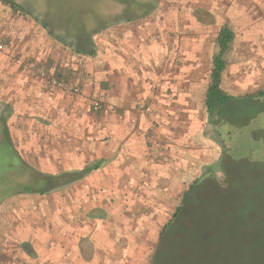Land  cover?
<instances>
[{
	"label": "crops",
	"instance_id": "0c3cea01",
	"mask_svg": "<svg viewBox=\"0 0 264 264\" xmlns=\"http://www.w3.org/2000/svg\"><path fill=\"white\" fill-rule=\"evenodd\" d=\"M87 6L108 24L93 35L92 56L67 47L59 60L55 50L25 41L21 27L13 36L21 63L33 56L50 76L78 84L82 95L27 80L19 61L0 62V110L13 139L15 132L22 137L18 152L29 164L36 155L38 164L31 165L42 174L69 177L55 191L16 196L7 238L17 242L8 241L3 264H130L135 250L116 234L139 225L154 231L153 217L165 212L161 204L138 216L136 208L115 202H165V183L190 186L203 167L224 162L212 137L232 130L223 123L214 128L206 107L223 27L235 38L222 89L242 99L264 87V0H158L153 13L130 21L122 3L108 16L89 4L80 8ZM47 13L33 25L41 27ZM46 58L53 60L49 68ZM95 99L102 101L99 113L90 110ZM39 132L51 138L46 155L35 147ZM193 172L199 176L191 178ZM15 246L17 257L11 256Z\"/></svg>",
	"mask_w": 264,
	"mask_h": 264
},
{
	"label": "rangeland",
	"instance_id": "374dc122",
	"mask_svg": "<svg viewBox=\"0 0 264 264\" xmlns=\"http://www.w3.org/2000/svg\"><path fill=\"white\" fill-rule=\"evenodd\" d=\"M15 1L25 6L30 14H21L19 18L14 19L15 16L11 12L9 13V16L12 17L10 19L12 24L2 33L0 32V45L9 49L7 53L12 51L14 53L6 55L7 53L0 50V62L5 57H9L16 65V62L19 61V40L18 37H13V34L17 31L12 29L21 27L23 29L21 33L24 32L25 34H23L25 41L28 43L30 40L34 41L43 50H49L50 48L53 51L55 50L56 56H59V60H62L67 47L50 38L46 31L40 27V24L33 25V19L42 20L44 14L54 5H57L60 11H69L81 5L89 4L107 16L114 15L120 10L121 3V0ZM146 1L148 0L139 2ZM165 2H169V0H165ZM2 17L5 18V22L6 19L8 20L7 11L2 14ZM14 22H16V25H13ZM57 34L62 35L64 31H57ZM29 56L22 63L19 61L21 63L19 73H23L27 80L37 81V77L26 69L30 63L34 62L33 56ZM237 59L241 58H232L233 62ZM45 60L48 62L45 66L49 68L53 60L50 58ZM1 76L2 74H0V78ZM260 90L264 91V87H261ZM245 101L247 104L252 102L248 99ZM241 106V109L246 111L243 114L235 107L236 111L233 114L231 112L226 116L223 110L221 117H214V120H217L215 124L211 120L214 128H220L223 123V128L228 127L232 131L229 136L224 132H214L212 137L218 148H221L222 155L225 156L224 162L220 159L215 164L201 169L202 176L210 172L217 178L214 180L215 183L220 185L226 181V185L223 187L220 185L219 187L222 188L217 189H214L213 186L212 191L197 194L193 200L197 201L196 205L187 208L176 223L168 229L164 243L158 246L161 231L172 220L176 208L181 205L183 193L189 188L187 184L175 186L165 183V192H167V189L170 192L167 195L168 198L165 197V202H115L120 203L121 207L125 209L136 208L138 216L146 215L150 210L162 207L161 204L165 212L162 216L153 217L158 223V229L154 231L139 225L138 227L121 228L119 234H116L123 246L130 243L132 249L135 250L130 264H152L155 254L158 252L163 259V264H264V110H261V106H264V98L259 99L257 107ZM90 110L94 113L92 109ZM240 116H243L241 121L238 119L241 118ZM226 117L233 124L225 122L223 118ZM16 133L14 141L18 147V142L21 141L22 137L19 133ZM39 133L42 136H40L38 142H35V147L40 150H37V152L46 155L52 146L51 138L48 133ZM150 137L151 135H146V140H150ZM205 137L209 138V136ZM32 150L36 151V148ZM216 155L217 153H213L211 161L215 160ZM204 157L206 158L207 155L205 154ZM30 163L33 165L38 164V157L36 155L32 156ZM196 176H199V174L193 172L191 178ZM17 207L16 196L0 205V264L8 261L7 256L10 252L8 241L12 244L17 242V238H14V240L13 238H7L8 230L13 226V217ZM192 230L197 232V238L195 239L198 243L197 246L190 240ZM213 240L223 241V246L227 249L224 256L211 251L214 247H209L208 244ZM31 249L30 252L28 251L29 253L38 254L39 250L37 252L33 250L32 252ZM17 250H21V248L18 246ZM15 253V257H17L16 249L11 252V256L14 257Z\"/></svg>",
	"mask_w": 264,
	"mask_h": 264
},
{
	"label": "trees",
	"instance_id": "16d2710c",
	"mask_svg": "<svg viewBox=\"0 0 264 264\" xmlns=\"http://www.w3.org/2000/svg\"><path fill=\"white\" fill-rule=\"evenodd\" d=\"M139 1H120L122 5L125 6L123 17H125L126 20L130 21L149 16L155 11L152 4H155L158 0H148L146 2ZM59 9L57 5L50 7L46 15L47 18L41 23L43 30L46 31L50 38L68 48L74 49L77 53H87L90 56L94 55L95 44L92 40L93 35L103 31L108 24L101 22L98 14L95 13L94 9L90 6H87V8L76 7L69 11H60ZM8 10H10L15 17H19L21 14H30L25 6L18 4L15 0H0L1 33L12 24L7 19L5 22V18L2 17V14ZM13 25H16V22H14ZM57 31H64V34L58 35ZM234 38V33L226 26L221 29L218 36L219 54L214 59L211 82L206 95V107L212 117H221L223 110L226 116L231 112L233 114L234 111H236L235 107L242 111L243 114L246 111L241 109V105L249 108L254 106L257 107L259 99L264 98V91H259L255 96H246L239 99L229 95L222 89V76L227 66L225 56L234 42ZM247 99L253 101L247 104L245 101ZM261 110H264V106H261ZM240 117L241 118H238L240 119L239 121L242 120L243 116ZM223 119L225 122L233 124L227 117ZM215 179L216 176L212 173H205L183 193L181 205L176 208L172 220L160 234L159 245L165 242L166 232L176 223L181 214L185 212L187 208L196 205L197 201L193 200L197 194L212 191L213 186L214 189L222 188L226 185L225 183H227L225 181L220 184L222 187H219V183L214 182ZM68 180L69 177H67V175L53 177L42 174L24 160L16 148L11 132H8L6 129V122L0 110V205L6 200L18 195L35 193L46 194L55 191L65 186ZM196 233L197 232L192 230V234L190 235V240L195 246L198 245L195 240L197 238ZM223 244V241L213 240V242L208 245L209 247H214L211 251L224 256L227 249L224 248ZM162 260L158 252L155 254L152 264H163Z\"/></svg>",
	"mask_w": 264,
	"mask_h": 264
},
{
	"label": "built area",
	"instance_id": "2783aa9c",
	"mask_svg": "<svg viewBox=\"0 0 264 264\" xmlns=\"http://www.w3.org/2000/svg\"><path fill=\"white\" fill-rule=\"evenodd\" d=\"M0 50L2 52L7 53L9 49L6 46L0 45ZM33 75L37 78L41 79L43 82L47 84L48 87L60 90L72 95L80 96L82 95L83 91L78 84L71 83L66 80H60L55 77L50 76L47 71L41 68L37 63L33 62L30 63L27 67ZM90 108L94 113H99L102 109V101L100 99H95L91 101Z\"/></svg>",
	"mask_w": 264,
	"mask_h": 264
}]
</instances>
